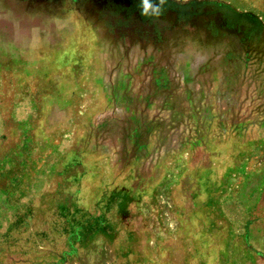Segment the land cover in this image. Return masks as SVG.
Returning a JSON list of instances; mask_svg holds the SVG:
<instances>
[{"label": "rangeland", "instance_id": "obj_1", "mask_svg": "<svg viewBox=\"0 0 264 264\" xmlns=\"http://www.w3.org/2000/svg\"><path fill=\"white\" fill-rule=\"evenodd\" d=\"M0 264H264V0H0Z\"/></svg>", "mask_w": 264, "mask_h": 264}, {"label": "clouds", "instance_id": "obj_2", "mask_svg": "<svg viewBox=\"0 0 264 264\" xmlns=\"http://www.w3.org/2000/svg\"><path fill=\"white\" fill-rule=\"evenodd\" d=\"M164 0H139L141 15L145 17H158L162 13Z\"/></svg>", "mask_w": 264, "mask_h": 264}]
</instances>
